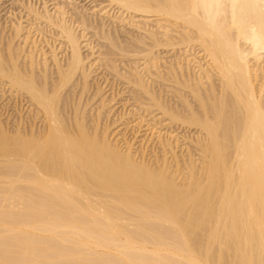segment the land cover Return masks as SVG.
I'll return each instance as SVG.
<instances>
[{"label":"bare ground","instance_id":"1","mask_svg":"<svg viewBox=\"0 0 264 264\" xmlns=\"http://www.w3.org/2000/svg\"><path fill=\"white\" fill-rule=\"evenodd\" d=\"M13 1L26 14L12 17L0 76L46 124L0 134V264H264V0ZM161 46L176 52L159 50L164 67ZM126 60L117 75L138 107L195 127L194 150L178 155L168 128L138 159L99 119L90 132L61 117L58 83L86 89L97 62ZM146 122L137 132L154 131Z\"/></svg>","mask_w":264,"mask_h":264},{"label":"rangeland","instance_id":"2","mask_svg":"<svg viewBox=\"0 0 264 264\" xmlns=\"http://www.w3.org/2000/svg\"><path fill=\"white\" fill-rule=\"evenodd\" d=\"M32 1L38 7L40 5L42 6L43 5L42 3H44V2L51 4V0H32ZM78 3H79V5H83V6H85L86 4L89 5L87 0H78V2L76 4H78ZM15 4L16 3H14L13 0H0V51L3 55H6V54L8 55L7 50H8V46L10 45V44L8 45L9 41L11 40L9 33L11 34L12 31H11V27L9 28V25L12 24L11 22H14V18L17 19V17L18 16L21 17V15H22V17H24L25 16L24 13L26 12L19 6V4H16L17 6ZM13 13L15 14L14 16H12ZM12 17H14V18H12ZM10 19H11V21H10ZM6 26H7V28H6ZM8 36L10 39H8ZM35 37L36 38L38 37L37 38L38 41L40 40L39 45L42 44V46L40 45L41 47H43L44 49H46V47H47L46 50H44V49L43 50L49 53V51L51 49V48H49L50 43L52 44L51 40L48 42L46 39H44L45 40L44 41L43 40L44 37L41 39L42 35H39V36L36 35ZM47 38H48V40L50 39L48 35H47ZM46 42H47V44H46ZM15 45H17V42L15 43ZM45 45H47V46L45 47ZM196 48L195 47H194V49L187 48L184 45H179L176 47L177 53H181V51L184 49L185 50L192 49L191 52L190 51L187 52L188 54H194L192 56V58L196 55H197L196 57H198V58L199 57L203 58V56H202L203 54L202 53L199 54L198 52H200V50L198 48L197 49ZM160 49H162L160 52H162V54L165 55L166 60H169L168 56L170 57V54L172 55L174 52L172 51L171 53H169L168 50H170V48L168 49L167 47H164V46H161L157 50V54H159V56L161 55L160 56V57H162L161 60L163 59L162 62L159 61L160 66L164 67L165 66L164 61L166 62V60L164 59L163 55L159 52ZM180 49H181V51H180ZM166 53L168 56L166 55ZM174 54H176V52ZM100 62H101V64H100ZM203 62H204V60L202 61V63ZM19 63H22V59L19 60ZM129 63L130 62H127V60H126V63H121V64L118 63L117 70H115L113 67L108 65V63H106V61L97 62V66L95 67L96 69H95L94 73L92 74V77L89 79V84H88V87L86 89H84L82 87V85H79L80 87L78 86L76 89L74 88L75 87L74 83L75 82H76V84L78 83V81L76 80V78L78 79V77H75V79L73 78L70 81H66L64 83V85L58 83V88L60 89V91L62 90L60 92V93H62L61 99H59V101L57 103L59 112L62 111V112H60L61 117L63 116V119L65 118L64 120L65 121L68 120L66 122H69L71 124H75V122L79 118H81L79 120H84L85 123L87 122L86 123L87 128L90 130L92 129L91 131L89 130L90 132L95 131V128L93 129V126H95L93 120L95 121V120L99 119L98 120L99 121V125H98L99 129L101 128V131H102V129L105 126H109L110 127L109 134L111 136L110 138L112 140H114L115 142L119 143L120 146H122V147H125L126 143H130L131 145H133V150H134L133 152L135 153V155L138 159L140 157H144L146 160L148 158V161L149 160L152 161L154 159L155 155L159 151L158 146L156 145L157 144V140L155 138L156 133L158 134V132L159 131L161 132V130H162V134H164L168 128H172V129H168V130L176 131V133H179V136L181 137L179 147L176 149V152L178 153V155H182L184 153L186 154L189 147H191V149L194 150L192 147L193 144L191 143L190 140L194 137H197L195 127L189 128L187 126V128L185 127L186 128L185 129L184 126H182V124H180V123L170 124V121L167 122V120H166V122L161 121V124L159 123L160 125L156 124L157 121H159L158 120L159 118H157V117L159 116L160 111L154 112L155 109H152V110H149L148 112L145 110V112H144L143 109L138 107L139 102L136 103L135 99H133L134 96H131V95H133V93H132V90H134L133 87L130 84H128L127 81L125 82V79H123L121 76H119V74L117 75V72L120 71V69L122 70V72H124L123 66L126 67V69H128L127 65H129ZM99 65H100V67H99ZM119 77H121V78H119ZM0 78H1L0 79V134L2 133V131H5V132H7L8 136L10 135V137L13 136V138H15L16 136H19L18 132L20 131L21 133L20 132L19 133L21 135H23L24 137H28V136H31L32 130H33V132H36V135H38V134L40 135L41 134L40 132L44 131L45 124H46L45 116L43 117V115H45L44 111L41 110L40 108L38 109L39 106L36 103H33V101H31L30 98H28L29 95L27 94V92L24 89H21V87L16 86V85H15V87H13L12 84H11L12 86L10 85L9 81L7 84L6 80H8V79H5L4 77H1V76H0ZM129 88L131 90H129ZM96 90H97V92H98V90H100L102 92H100V94L97 95ZM126 91H128L127 94H126ZM164 94H166V93H164ZM15 95H16V97H15ZM80 96H81V98H80ZM94 96H95V98H94ZM92 98H94V99H92ZM172 99L171 98L169 99V97H168L167 100H169V103H171V104L174 103L175 104V105L173 104L174 106L181 107L180 103H181L182 99H180V100L179 99L172 100ZM32 103L34 105H32ZM103 103L105 104V106H102ZM76 109H78V110L76 111ZM137 111H139V112H137ZM141 112H143V114H144V115L142 114L143 116L141 115ZM75 113H77V114H75ZM156 113L157 114L159 113V114L157 115ZM73 114L77 115V116H74ZM156 115H157V117H156L157 119L154 118ZM76 117H78L77 120H76ZM72 118H74L75 120ZM95 118H97V119H95ZM141 118H142V120L144 119L145 122L147 121L146 123H148V122H149V124H150V122L153 123V125L152 124L151 125H152V128L153 127L155 128V129L153 128L154 131H151L150 129H149V131H144L146 129L144 127V129H142L141 131L139 130L137 132V129H135V128L138 124L137 122H140ZM154 121H155L156 125L154 124ZM143 125H146V124L143 123ZM157 125H158V127H157ZM23 130H25V131H23ZM29 131H30V133H29ZM134 131H136V132H134ZM189 137H190V139H189ZM184 138H185V141H184ZM181 145H182V147H181ZM156 146H157L158 151L156 149ZM155 149H156V151H155ZM184 151H186V152H184Z\"/></svg>","mask_w":264,"mask_h":264}]
</instances>
